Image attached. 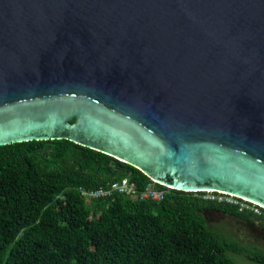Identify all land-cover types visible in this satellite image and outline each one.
Instances as JSON below:
<instances>
[{"label":"water","instance_id":"1","mask_svg":"<svg viewBox=\"0 0 264 264\" xmlns=\"http://www.w3.org/2000/svg\"><path fill=\"white\" fill-rule=\"evenodd\" d=\"M53 138L264 208V0H0V146Z\"/></svg>","mask_w":264,"mask_h":264},{"label":"trees","instance_id":"2","mask_svg":"<svg viewBox=\"0 0 264 264\" xmlns=\"http://www.w3.org/2000/svg\"><path fill=\"white\" fill-rule=\"evenodd\" d=\"M126 178L140 192L85 198L81 190ZM154 182L137 167L67 138L0 146V264H264V247L215 228L201 209L217 207L264 227V208L204 197Z\"/></svg>","mask_w":264,"mask_h":264},{"label":"built area","instance_id":"3","mask_svg":"<svg viewBox=\"0 0 264 264\" xmlns=\"http://www.w3.org/2000/svg\"><path fill=\"white\" fill-rule=\"evenodd\" d=\"M113 191L123 192L130 194L131 196H138L139 198H153V199H161L165 193V189H156L151 185L145 187V189L141 190L140 192H135L136 189L132 182H129L126 178H122L118 181H113L109 184L108 187H99L93 190H81L82 195L85 198H89L92 196H99L102 194H109ZM204 197L209 199H218V200H225L233 203H238L240 206L249 207L256 213H261L262 210L254 203H251L247 200L235 197L233 195L221 192V191H211L206 190Z\"/></svg>","mask_w":264,"mask_h":264},{"label":"rangeland","instance_id":"4","mask_svg":"<svg viewBox=\"0 0 264 264\" xmlns=\"http://www.w3.org/2000/svg\"><path fill=\"white\" fill-rule=\"evenodd\" d=\"M208 222L212 224L215 228H225L228 227L231 229L233 234L236 237H239L243 241H248V242H253L258 246L264 247V241L258 239V238H252L251 235L253 233L250 230H245L243 226H240L235 219L232 217H222L219 216L218 218L215 219H208ZM249 237V238H247ZM246 239V240H245ZM236 261L240 264H253L254 262L242 255H235L234 256Z\"/></svg>","mask_w":264,"mask_h":264},{"label":"flooded vegetation","instance_id":"5","mask_svg":"<svg viewBox=\"0 0 264 264\" xmlns=\"http://www.w3.org/2000/svg\"><path fill=\"white\" fill-rule=\"evenodd\" d=\"M201 212L207 221L208 219H215L218 218L219 216H222L224 218L232 217L240 226H243L245 230H250L253 233V235H251L252 238H258L264 241V227L261 226L256 220H249V219L236 217L229 213L224 212L222 209L217 207H205L201 209ZM245 242L250 244H255L253 242H248L247 240Z\"/></svg>","mask_w":264,"mask_h":264}]
</instances>
